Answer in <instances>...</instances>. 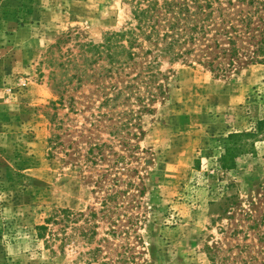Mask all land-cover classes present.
Segmentation results:
<instances>
[{
    "label": "rangeland",
    "instance_id": "374dc122",
    "mask_svg": "<svg viewBox=\"0 0 264 264\" xmlns=\"http://www.w3.org/2000/svg\"><path fill=\"white\" fill-rule=\"evenodd\" d=\"M131 19L125 0H0V264H86L96 247L100 264H264V130L235 169L219 163L225 138L264 121V63L164 60L167 94L136 139L126 92L104 104L131 70L81 59ZM63 209L96 213L80 223L98 225L91 244L38 239Z\"/></svg>",
    "mask_w": 264,
    "mask_h": 264
},
{
    "label": "trees",
    "instance_id": "16d2710c",
    "mask_svg": "<svg viewBox=\"0 0 264 264\" xmlns=\"http://www.w3.org/2000/svg\"><path fill=\"white\" fill-rule=\"evenodd\" d=\"M125 1L131 4V27L107 34L101 41L83 44L81 59L88 66L107 61L111 79L123 75L126 69L131 70V75H125L127 85L112 86L111 91L115 92L111 97L106 95L104 104L122 100L126 92L125 99L131 98V109L121 115L129 117L131 128H137L139 133L133 134L136 139L145 136L143 117L153 114L154 105L167 94L169 84L164 81L168 77L161 68L164 60L176 63L192 57L222 75L228 72L222 62L226 59L230 60V67L242 56L252 63H264V30L255 22L264 25V4L259 0ZM136 104L139 110L133 109ZM263 130L264 121H261L256 132L230 134L225 138L224 154L219 161L221 168L235 169L238 157L248 148L244 140L256 137ZM96 216V213L88 217L69 209L57 210L36 227L37 237L49 249L59 243L61 252L75 236H84L90 243L98 235V225L90 227L92 232L88 234L80 223L89 224ZM100 252L96 247L85 253L86 264H100Z\"/></svg>",
    "mask_w": 264,
    "mask_h": 264
}]
</instances>
